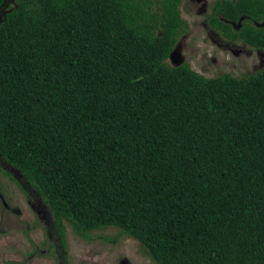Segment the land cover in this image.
I'll return each instance as SVG.
<instances>
[{"label": "trees", "instance_id": "trees-1", "mask_svg": "<svg viewBox=\"0 0 264 264\" xmlns=\"http://www.w3.org/2000/svg\"><path fill=\"white\" fill-rule=\"evenodd\" d=\"M9 1L0 159L62 245L65 223L115 227L154 264H264V68L171 65L182 0ZM236 6L264 19V0ZM242 32L264 49V26Z\"/></svg>", "mask_w": 264, "mask_h": 264}, {"label": "rangeland", "instance_id": "rangeland-1", "mask_svg": "<svg viewBox=\"0 0 264 264\" xmlns=\"http://www.w3.org/2000/svg\"><path fill=\"white\" fill-rule=\"evenodd\" d=\"M179 11L188 24L181 41L183 62L206 77L254 72L252 66L258 64L255 53L235 58L220 50L200 23L203 16L195 13L193 4L184 0ZM5 169L0 170V264H154L138 241L120 235L115 227L92 230L83 239L65 223L62 246L46 218L50 211L40 209L36 195L29 197L28 190L20 188Z\"/></svg>", "mask_w": 264, "mask_h": 264}, {"label": "flooded vegetation", "instance_id": "flooded-vegetation-1", "mask_svg": "<svg viewBox=\"0 0 264 264\" xmlns=\"http://www.w3.org/2000/svg\"><path fill=\"white\" fill-rule=\"evenodd\" d=\"M188 1L191 3V5L193 4V10L195 11V13L198 16H203V19L200 23L202 24L203 28L207 31L208 36L211 38L212 42L215 44L216 47H218L220 50L226 51L228 54L232 55L235 58L242 55L252 56L255 53L258 57V64H254L252 66L253 71L255 72L264 68V49L248 44L246 39L243 37V33L248 24L264 26V19L257 20L246 13L236 14L232 12V10L237 7L236 5L244 3L245 0ZM224 28L228 29V31H224ZM241 31H243L242 37L234 36L235 33H241ZM187 32L184 33L174 45V47H177L178 53L175 55L173 54L171 58H169L168 56V62L171 65H174L175 62H178L181 58H185V55L183 54L184 47L181 44V41L183 40L184 35H186ZM184 63L185 62L181 64ZM4 167H6L5 170H7H4L6 175H8L20 187V178H22V174L20 173V171L15 167L4 163L0 159V170ZM27 192L29 194V197H35L36 195V200H38L39 202L40 209H43V211L49 213L50 209L45 205L39 195L33 189L31 190L29 188V185ZM46 218L48 219V222H51L50 224L52 225L51 212Z\"/></svg>", "mask_w": 264, "mask_h": 264}, {"label": "water", "instance_id": "water-1", "mask_svg": "<svg viewBox=\"0 0 264 264\" xmlns=\"http://www.w3.org/2000/svg\"><path fill=\"white\" fill-rule=\"evenodd\" d=\"M10 1H12V0H10ZM3 5H4V2L0 5V7H2ZM7 5H8V3H7ZM8 10H10V9H8ZM0 19H1V18H0ZM0 21H1V20H0ZM177 53H178L177 47H174V48L169 52L168 56H169V58H171L173 54L175 55V54H177ZM183 61H184V58H181L178 62H175L174 66H178L179 64L183 63Z\"/></svg>", "mask_w": 264, "mask_h": 264}]
</instances>
